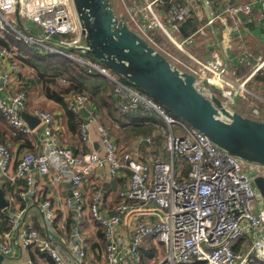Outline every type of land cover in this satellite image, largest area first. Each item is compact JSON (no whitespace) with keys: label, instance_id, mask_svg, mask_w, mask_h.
<instances>
[{"label":"built area","instance_id":"obj_1","mask_svg":"<svg viewBox=\"0 0 264 264\" xmlns=\"http://www.w3.org/2000/svg\"><path fill=\"white\" fill-rule=\"evenodd\" d=\"M199 1L207 10L206 20L184 36L179 33V24L188 10L182 4L173 0H111L144 42L171 65L193 75L201 87L203 80L216 86V96L223 106L235 108L236 99L254 95L246 79L237 78L229 70L232 65L248 64L246 58H235L231 64L214 47L204 60L185 47L205 38L209 28L226 18L238 21L239 15L252 17L255 12L263 17L264 36V0ZM256 2L260 8H254ZM16 10L24 24H35H26L28 35L15 29ZM252 21L249 18L248 22ZM9 31L44 53L67 58L86 68L88 74L101 75L111 85L120 117L144 112L160 122L155 124L154 133L143 136L130 148L119 145L105 127L98 125L99 150L79 156L55 136L52 114L36 110L33 116L42 127L38 152H25L15 158L8 145L0 141V178L18 186L17 201L9 198L0 209L4 224L0 230V256L16 258L29 251L35 260L27 264L45 260L49 264H264V197L253 183L256 177L264 178V166L226 153L146 93L78 50L73 53L71 50L83 48L85 41L72 0H0V38ZM160 32L185 59L161 47L157 42ZM0 58L9 61L2 80L10 83L11 74L18 70L16 55L0 47ZM251 65L252 75L262 72L264 58ZM59 82L67 84L63 79ZM204 89L212 94L209 88ZM67 101L73 113L86 109L88 122L97 117L90 96L74 93ZM25 105L26 96L21 90L6 102L0 100V116L13 136L35 132L21 118ZM80 135L88 140L84 124L80 125ZM159 135L164 154L156 149ZM105 170L107 180L96 176L92 189L85 192L87 177ZM125 177L126 184L111 193L107 187L110 181ZM45 185L51 192L70 185L69 195L61 201L67 227L58 223L57 194L41 198ZM257 197V208L253 210ZM29 205L36 207L40 229L32 224ZM85 222L95 226L102 236L100 253L86 249L81 233Z\"/></svg>","mask_w":264,"mask_h":264},{"label":"crops","instance_id":"obj_2","mask_svg":"<svg viewBox=\"0 0 264 264\" xmlns=\"http://www.w3.org/2000/svg\"><path fill=\"white\" fill-rule=\"evenodd\" d=\"M173 1L174 3L182 4L188 10V15L191 16L190 18L196 26L195 30L199 28L206 20L207 10L206 8L202 7L199 0H195L197 6L195 8L190 5V1L188 0ZM254 8H260L258 2L254 4ZM257 11L260 12V9ZM255 14L256 15L252 17L239 15L238 21L235 19L226 18L224 22L217 23L213 27L209 28V34L205 38H199L197 40V43L195 44L196 47H194L193 50L195 55L204 60L208 59L209 53L214 47H218L220 54H225V57L227 58H225V60H228L229 63H231L230 61L235 58H246L245 61H247L248 65L250 66L245 64L237 66L232 65L229 67V70L233 71L237 78H242L243 80L246 79V86L251 82L255 86L256 91H252L254 95H250L252 98L251 101L245 102L242 105V109L245 105H248V113H246L248 115L256 111L264 112V72H262V74L259 72L252 75L253 65H251L255 64L258 58H264V36L262 31L263 17L261 13L255 12ZM249 18L253 20L251 23L248 22ZM24 25V31H26V24ZM249 61H251V64ZM8 65L9 61L4 58H0V100L6 102L11 98V94L14 92H18L19 90L24 92L26 96V105L22 112L31 116H33L36 110H43L51 113L53 116L51 127L55 136L58 137L62 146L72 150L76 155L80 156L87 151L99 150L100 138L97 132L98 125H102L111 134H113L116 137L114 138L119 143V145L130 148L135 146L143 136L154 133L155 124L160 122V120L157 119L153 114H145L144 112H138L137 114L129 117H120L116 111V100L111 96V85L110 87L108 86L109 82L102 78V76L98 73H87V75L90 76L97 75L103 80L99 79V81L96 83L93 80L95 78H88L87 82L84 83V87L86 86L87 90L81 93L92 98L94 102L93 110H95L97 113L95 120L93 122H88L86 119L89 116L87 118H83L80 112L74 113L78 115L79 122L86 125V128L88 129V140L85 141L80 135V125L76 126L74 129L69 127L64 106L46 97L42 89V85L32 68L17 60L18 70L16 73L11 74V82H3L2 76L8 72ZM57 81L59 82V79ZM59 84L61 83L59 82ZM104 84L108 86L106 90L104 89ZM72 94L74 93L71 92L69 95H67V97L72 96ZM67 97L64 99V105L66 108L68 106ZM238 106L239 99H236L234 108L236 111H238ZM238 112L240 113V111ZM248 118L253 119L251 116ZM132 126H137V128L148 131L145 133L136 134L135 132L131 131ZM119 127H121V129H123V131L127 132L129 135L131 134V136L129 138L125 137L122 139L118 135L119 133L115 131V128L119 129ZM34 129L35 132L32 135L13 136L11 129L5 122H3L0 116V141L8 145L15 158H18L25 152L36 153L40 150L42 127L39 125V122L34 127ZM131 132L134 133L133 136ZM138 136L142 137H140L139 140H136ZM98 175L103 176L102 180H107L108 171L105 170L102 173L87 177L86 183L84 184L85 192H89L92 189L93 180ZM126 181V177L118 178L116 180L110 181V185H107V187L111 189V193H115L119 188L126 184ZM66 187L59 186L56 188V192H51L49 186L45 185L41 198L50 196L52 193L57 194L54 195V200L57 204V207L59 208L58 223L67 227L68 223L66 224V216H64L66 211L63 209L61 203L62 197L69 195L68 185ZM17 190V185H11L8 182H5L4 179L0 178V192L3 195L6 204L9 198L17 201ZM28 208L32 214V224L34 227L38 228V213L36 207L35 205H29ZM3 226L4 224L0 221V230L3 229ZM82 226L84 227L83 230H81V233L83 234V238L86 243V249L90 253H94L103 245L102 236L92 224H87L85 222ZM41 230L43 233L45 232L44 228L42 227ZM31 260H35V258L34 254L29 251L21 252L16 258L0 256V264H27V261ZM36 264H49V262L45 260Z\"/></svg>","mask_w":264,"mask_h":264},{"label":"water","instance_id":"obj_3","mask_svg":"<svg viewBox=\"0 0 264 264\" xmlns=\"http://www.w3.org/2000/svg\"><path fill=\"white\" fill-rule=\"evenodd\" d=\"M85 41L78 50L109 69L119 78L146 93L169 113L202 133L226 153L248 163L264 166V121L224 107L216 96L219 89L171 65L159 52L132 31L111 0H72ZM18 26L22 27L18 10ZM204 88H209L210 95ZM83 118L89 116L81 109ZM31 128L38 119L21 112ZM264 197V178L253 180ZM70 187V185H68ZM6 205L0 192V208Z\"/></svg>","mask_w":264,"mask_h":264},{"label":"trees","instance_id":"obj_4","mask_svg":"<svg viewBox=\"0 0 264 264\" xmlns=\"http://www.w3.org/2000/svg\"><path fill=\"white\" fill-rule=\"evenodd\" d=\"M190 17V15H187L184 21L179 24V33L184 36L193 33L196 28ZM21 23L22 27H19L22 29V32L24 34L28 35L29 33L24 31V22L21 21ZM16 36L17 35L11 31L6 33L3 38H0V47L6 48L9 51L13 50L16 55V59L19 60V62L29 66L35 71L46 97L64 106L65 113L68 118V125L71 129H74L76 126L81 125V122H79L78 119V115L71 112L68 109V106L66 108V106L64 105V99L71 92L83 93L84 91H86L87 89L86 86L84 87V83L87 82L88 78H95L93 80L96 83L99 81V79H103H101L97 75H87L86 68L77 65L75 62L67 58H63L59 55L44 53L41 48L33 45H28L21 39H17ZM57 39L58 38H54L53 41H56ZM71 51L73 53H76L74 50ZM78 53L83 55V53L81 52ZM58 79L65 80L67 84H59V82L57 81ZM108 86L110 87V84H108ZM108 86L104 84V89L106 90ZM92 103L94 104L93 100ZM131 128V131L135 132L136 134L145 133L148 131L137 128V126H132Z\"/></svg>","mask_w":264,"mask_h":264},{"label":"rangeland","instance_id":"obj_5","mask_svg":"<svg viewBox=\"0 0 264 264\" xmlns=\"http://www.w3.org/2000/svg\"><path fill=\"white\" fill-rule=\"evenodd\" d=\"M27 0H25V2H26ZM188 1H190V5L191 6H193L194 8L195 7H197L196 6V1L195 0H188ZM113 3V2H112ZM175 4H178V3H175ZM113 6H114V8H115V10H116V13L117 14H121L122 13V9H120V8H118V7H116L115 5H114V3H113ZM192 7V8H193ZM21 21L22 22H24L25 23V21L23 20V19H21ZM162 22L165 24V26L166 27H168V22H167V20L166 19H163L162 18ZM26 24H29V25H31L32 23L31 22H28V23H26ZM32 26L33 27H35V24H32ZM17 31H20L22 34H24L23 32H22V29L18 26V27H16L15 28ZM25 35V34H24ZM160 35H161V38H160V41H157L160 45H161V47L163 48V49H165V50H167L168 52H170V53H172L175 57H177V58H179V59H185V56H184V54L182 53V52H178V51H176V49L174 48V46H172L169 42H168V39L165 37V35H164V33L163 32H160ZM17 37V39H19V36H16ZM194 47H196V45H192L191 43H189L188 45H186V47H185V50L187 51V52H189L190 54H195V52H193V50H194ZM247 87H248V89L249 90H252V91H256L255 90V86H254V84H252V82L251 83H249V84H247ZM239 99V108L237 107V109H238V111H240V114H242V115H244V116H246V117H252L253 119H257V120H260V121H264V112H261V111H259V112H253L252 114H250V115H248V114H246V113H248L247 111H248V105H245L244 107H243V109H242V105L245 103V102H249V101H251V96L250 95H248V94H245L243 97H239L238 98ZM115 131H117L119 134V136L123 139V138H125V137H130L131 136V134L129 135L127 132H125V131H123V129H121V127H119V129H117V128H115ZM113 133V132H112ZM132 133V132H131ZM113 135V134H112ZM134 135V133H132V136ZM143 136V135H142ZM142 136H138L137 137V139L136 140H139V138L140 137H142ZM113 137H115L114 135H113ZM116 138V137H115ZM156 140H157V144H156V149H157V151L158 152H162L163 154L165 153L164 152V147H163V145H162V137L159 135L157 138H156ZM258 199H259V197H257L256 198V201L255 202H253V204H252V208H253V210H256V208H257V204H256V202L258 201ZM103 246V245H102ZM101 250H102V248L100 247L99 249H98V252L100 253L101 252Z\"/></svg>","mask_w":264,"mask_h":264}]
</instances>
